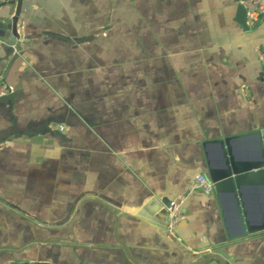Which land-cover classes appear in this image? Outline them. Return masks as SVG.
Returning <instances> with one entry per match:
<instances>
[{
    "label": "crops",
    "instance_id": "obj_1",
    "mask_svg": "<svg viewBox=\"0 0 264 264\" xmlns=\"http://www.w3.org/2000/svg\"><path fill=\"white\" fill-rule=\"evenodd\" d=\"M240 4L22 0L19 47L0 39V264H264V233L228 242L214 191L191 190L223 163L205 142L264 128V16ZM246 194L259 218L264 188Z\"/></svg>",
    "mask_w": 264,
    "mask_h": 264
},
{
    "label": "water",
    "instance_id": "obj_2",
    "mask_svg": "<svg viewBox=\"0 0 264 264\" xmlns=\"http://www.w3.org/2000/svg\"><path fill=\"white\" fill-rule=\"evenodd\" d=\"M243 1V0H241ZM22 0H17L15 14L11 18L10 28H1L6 34L14 37L15 41L10 42L8 36L0 38L7 44L5 52L8 55L19 47L17 43V21L21 11ZM239 17L244 25L245 8L243 4L239 5ZM12 95L2 96L0 100L11 99ZM252 138L257 146V154L250 156H237L234 151V143ZM215 144L222 151L223 163L221 165H212L208 161V179L213 183L214 193L218 198L221 208L223 222L228 242L243 240L249 236L264 233V213L259 218L250 216L248 208L246 188L263 187L264 188V128L255 129L246 133L216 138L205 142ZM229 197L233 221L225 216L224 199ZM233 222V226L232 223ZM217 258H228L227 253L219 248L213 253ZM13 264H48L43 261H16Z\"/></svg>",
    "mask_w": 264,
    "mask_h": 264
},
{
    "label": "built area",
    "instance_id": "obj_3",
    "mask_svg": "<svg viewBox=\"0 0 264 264\" xmlns=\"http://www.w3.org/2000/svg\"><path fill=\"white\" fill-rule=\"evenodd\" d=\"M3 0H0V4ZM245 8L246 19L249 24H256L264 16V0H243ZM14 91V87L8 83L0 82V97L11 95ZM200 189L205 192H213V183L204 174H198L192 185L191 190ZM182 201H174L169 206V218L167 227L169 230H174L176 226L183 219L184 215L181 211Z\"/></svg>",
    "mask_w": 264,
    "mask_h": 264
}]
</instances>
